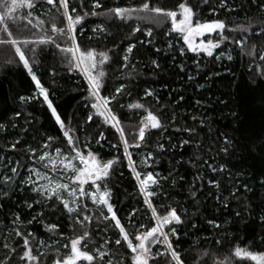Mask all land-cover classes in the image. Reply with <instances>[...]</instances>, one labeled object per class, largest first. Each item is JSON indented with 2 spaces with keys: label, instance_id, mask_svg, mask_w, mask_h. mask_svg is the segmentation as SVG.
<instances>
[{
  "label": "trees",
  "instance_id": "16d2710c",
  "mask_svg": "<svg viewBox=\"0 0 264 264\" xmlns=\"http://www.w3.org/2000/svg\"><path fill=\"white\" fill-rule=\"evenodd\" d=\"M66 2L73 19L77 15L83 18L73 31L81 49L105 52L109 57L103 66L107 88L116 94V87L125 86L122 95L116 94L120 103L114 109L120 117L125 138L135 144L134 137L139 135L140 121L147 111L157 115L163 125L160 129L150 130L151 134L147 135L141 148L132 147L130 152L138 166L141 158L151 153L154 157L150 161L151 168L138 167V170H151L167 177L161 179L158 186H152L151 190L157 195L150 199L157 215H165L174 208L181 217V223L172 226L177 228L179 243L174 247L180 253L182 264H256L250 259L236 257L235 249L264 252V220L261 219L264 216V71H261L264 69V60L261 59L264 57V37L259 35L264 31V0ZM145 2L165 11H177L179 3H186L192 8L194 23L196 20L201 23L223 21L225 28L222 31L228 40L214 49L212 57H208L203 52H187L182 37L171 31L168 19L162 24H151L93 15V12L106 13L115 7L136 8ZM97 3L100 7H96ZM26 6L12 16L0 17V124L4 125L0 128V157H4L0 160V186L5 175L11 176V166H16L19 160L26 165L25 173L27 167H35L50 176H58L60 182L71 187L70 171L55 164L53 173V164L41 162L39 156L48 151L54 159L55 148L60 147L62 158L67 157L77 167L79 161L72 160L74 154L68 149L66 140L48 149L43 147L47 135L62 134L46 105L19 101V95H31L34 85L22 68L7 65L5 61L10 55L14 56V50L17 53L18 50L30 52L36 45L43 48L38 77L53 93L50 99L58 107V112L64 114L62 118L68 122L71 116L73 129L83 126L82 112L87 115L80 103L82 96L86 95L87 85L82 83L83 77L78 72H68L56 48V44L64 47L65 40L55 33V27L67 26L60 0H53L52 5L47 4V0H29L28 8ZM72 7L76 8L75 12L71 11ZM97 26L102 30L94 32L93 28ZM137 28L139 30L133 32ZM245 28L248 31H243ZM148 29L152 31L151 36L146 35ZM209 36L214 42L219 40L218 31ZM51 38L55 43L40 45ZM237 40L241 43H234ZM129 44L135 47L132 53H127L129 59L125 61L123 57ZM181 47L185 48L184 56L180 55ZM157 48L161 49L159 53L155 51ZM221 51L225 55L217 60ZM229 54L233 56L231 61L227 59ZM153 59L158 61L160 68L151 64ZM181 64L185 69L183 72L179 68ZM53 69H56L55 82ZM190 75L193 77L191 81L188 79ZM146 90H155V95L146 96ZM102 94L108 93L104 91ZM181 96L183 100H180ZM137 103L143 107H130ZM13 110L22 115L15 116ZM98 125L99 118L97 123L88 127L87 135L81 130V145L97 135ZM178 128L181 131H176ZM185 128L192 131H185ZM100 130L106 134L104 150L98 153L101 158L106 161L116 155L121 157V163L115 166L109 178L113 193L111 202L114 211L119 209L117 216L135 242L136 234L154 226L152 210L144 204L137 182L123 160L122 148L119 153L108 148V144L119 142V134L106 127ZM185 140L188 143H183ZM226 140L231 143L226 144ZM17 141L23 143L12 148ZM92 142L95 146L94 140ZM30 147L36 149V154L34 158L26 159L32 157ZM224 148L227 150L222 151ZM86 151L85 148V154ZM60 172H63L62 176ZM173 180H176L175 185ZM7 190V197L0 196V264L26 262L21 260L25 251L23 238H18L16 231L28 237L29 248L39 264H54L58 259L68 258L71 255L70 241L85 232L88 236L78 248L95 257L92 264H123L125 256L130 255L126 245L115 244L119 238L118 230L115 221L109 224L104 219L102 213H106V208L93 204L90 198H71L78 199L79 203L71 205L76 211L69 215L55 199L44 204L34 203L41 198L28 186ZM85 190L92 191L88 185ZM192 192H196L195 197ZM63 195L69 199L67 192ZM27 203H34L33 208L26 207ZM37 214L43 220L29 224L28 221ZM16 216L20 217L18 223H14ZM209 221L213 223L209 224ZM45 223H55L57 228L49 232ZM194 224L196 228H193ZM28 233L32 235L28 236ZM18 239L19 244L16 243ZM171 239L176 241L177 237ZM163 250V245H156L153 254ZM101 252L105 253L102 261L99 258ZM157 259L160 264L171 262L170 255ZM76 264L90 262L80 259Z\"/></svg>",
  "mask_w": 264,
  "mask_h": 264
},
{
  "label": "snow or ice",
  "instance_id": "6c2138e0",
  "mask_svg": "<svg viewBox=\"0 0 264 264\" xmlns=\"http://www.w3.org/2000/svg\"><path fill=\"white\" fill-rule=\"evenodd\" d=\"M47 4L52 5L53 0H47ZM34 7V5H33ZM60 7L64 9L63 16L67 21L66 28H56L55 33H59L61 37L65 40V46L61 47L60 44H56V48L59 50L60 59L62 63L67 66L68 72H78L82 77V83L86 84L85 89L86 95L82 96L80 103L84 105V110L87 111V115L84 116L83 112L81 114V119L83 120V126H77L73 129L71 124V116L68 117V122L62 118L63 113L58 112V107L54 106V102L50 99V96L53 93L44 86L41 81V78L38 77V70L41 67L40 56L44 54V49L36 45L31 49V51L21 50L20 53H17L14 50V56L10 55L5 63L7 65H15L17 68H22L24 73L30 79L31 84L34 85V90L30 96L19 95V101L25 104H30L31 102L43 103L46 105L47 109L50 110L51 118H54V123L59 128V133L62 135L46 136V143L43 145L45 149L50 148L53 144H62L66 140L68 149L74 155L72 160L79 161V167L72 163L67 157H64L63 160H60V163L63 164L65 171L71 170L74 175L72 176L73 184L70 187L67 183H62L59 180L55 179L54 176H50L47 172H41L35 167H27V173H25L24 168L26 165L21 161L16 162V166H11V176L5 175L3 178L2 186H0V196L7 197L10 190H15L17 186H28L30 187L33 193H36L41 199H38L34 203L44 204L48 200L55 199L60 204L63 205V209L67 211L69 215L74 213L76 209L72 207V204L79 203L78 199H71L76 197L90 198L93 204L99 205L102 208H106V213H102L104 219L111 224L112 221H115V229L118 230V236L115 240L117 246L126 245L130 255H126L124 258L123 264H160L158 257L167 258L171 256V262L174 264H182L181 256L179 251L174 247V244L179 243V237L177 228L172 225H179L181 223V217L177 214L176 209H171L166 212L165 215H157L155 208L151 202V197L157 195L156 191L151 190L152 186H158L161 179H167V177H161L159 172L148 170L142 172L138 170V167L148 169L151 168L150 161L154 160V157L151 153H146L144 157L140 160V165H136L133 158L130 148L135 147L136 149L141 148V146L146 141L147 135H150V130L160 129L163 127L157 115H154L152 111H147V114L142 117L139 127V135L134 137L135 144H130L129 141L125 138V131L122 127L120 117L118 113L114 110L115 106L120 103L117 99L116 94H121L125 90V86L115 88V93L113 94L110 89L107 88L105 83V71L103 66L109 60L107 53L99 52L95 50H82L73 31L76 25L81 23L83 19L81 16L77 15L75 19L69 14V3L66 0H60ZM96 7H100L97 3ZM179 12L177 11H165L161 7H151L149 3L145 2L140 7L136 8H126V7H115L114 9H108L106 13H95L93 15H106L112 16L113 18H119L121 20L135 19L138 22L146 21L151 24H162L165 19L171 21V31L179 34L184 44L187 46V52L192 53H201L203 52L206 56L212 57L214 55L213 50L218 49L221 45L228 40V37L223 34V29L225 28V23L220 20H214L211 22L201 23L199 20H196L193 23V11L192 8L187 6L186 3H179L178 5ZM72 12L76 11L75 7L71 8ZM179 16V18H177ZM102 30L99 26L93 28V31ZM139 29H133V32L138 31ZM219 31V40L215 41L213 39H208L205 43L201 40L199 43L195 42V37L203 36L205 33H213ZM243 31H248V29H243ZM83 32V28H81ZM146 35L151 36L152 31L148 29ZM167 35V34H166ZM260 36L264 37V31L259 33ZM68 41L71 43L69 44ZM55 43V40L51 38L45 44L40 45H49ZM151 43V41H149ZM236 44H240L241 41H234ZM133 47L132 44L125 49L126 54L124 55V60L129 59L127 53H132ZM171 48L172 45L169 44ZM119 51V49H117ZM157 53L161 49H155ZM57 55V53H54ZM180 55H185V48H180ZM225 53L221 51L219 55L216 56L217 60H220L224 57ZM227 59L231 61L233 56L229 54ZM264 60V57L261 58ZM151 64L155 65L156 68H160V64L157 60H151ZM199 68V64L196 65ZM180 71H185L184 66L179 65ZM261 71H264L262 69ZM55 72L56 69H53V82H55ZM189 81L193 79L190 75L188 77ZM131 83V81H129ZM199 87H203L200 85ZM107 91L108 94L103 95L102 92ZM146 96L155 95V90H146ZM40 97L43 98L42 102ZM180 100H183V96L180 97ZM197 104L200 103L199 100L196 101ZM80 105L78 104L77 107ZM130 107L141 108V104H133ZM15 112V110H13ZM21 112H15V116H21ZM31 115V113H29ZM74 115V113L72 114ZM97 118H99V125L97 128V135L92 136V140H86L83 145H81L79 139V133L81 130L84 131L87 135V129L91 124L97 123ZM4 125L0 124V128H3ZM13 127H16L13 124ZM106 127L108 131L115 130V133L119 134L118 143L108 144L109 150H115L117 153L120 152L121 148L123 150V160L127 162L129 171L132 173L133 179L137 182V187L139 193L143 196L144 204L147 205L149 209L152 210V219L154 221V226L147 228L145 231L140 232L135 235V242L131 238L128 231L121 224V219L117 216V209L114 211V205L111 202L112 191L109 184V178L113 175L115 171V166L121 163V157L119 155L114 156L113 158L107 159L106 161L101 158L98 154L104 150V141L106 139L105 131L100 130L101 128ZM185 131L191 132L192 129H184ZM176 131H181V129H176ZM95 146L93 145V141ZM19 143L23 141H17L12 144V148H16ZM183 143H188L187 140ZM226 144L231 143L230 140L225 141ZM163 148V144L160 145ZM174 147V146H173ZM87 149L86 154L84 149ZM226 151L227 149H221ZM29 151L32 153V157H27L26 159H32L35 157L36 149L29 148ZM55 153L57 159L62 155V150L60 147L55 148ZM4 157H0V160H3ZM41 162L49 161L53 164V173H55L56 160L52 158L48 151H45L39 156ZM67 161V162H65ZM11 165V162H9ZM47 167V164H45ZM215 170V169H213ZM211 183V181H210ZM173 184H176V180H173ZM85 185H88L92 191H86ZM77 187L79 192H77ZM67 192L69 199H65L63 193ZM192 196H196V192H192ZM34 203H27L26 207L29 209L33 208ZM58 208V206H57ZM239 214V213H238ZM109 216L111 219L109 220ZM131 218V217H130ZM88 219V217H85ZM264 220V216L261 217ZM43 217L37 214L33 216L32 220H29L28 223L31 224L33 221H42ZM20 222V217L16 216L14 218V223ZM139 223V221H137ZM212 221H209V224H212ZM45 229L49 232L54 231L57 228L55 223H45ZM143 227V225H140ZM219 227V225H216ZM170 228V231L167 230ZM193 228H196V225H193ZM32 233H28V236H31ZM16 236L18 238H23V246L25 251L21 260L32 261L35 257L32 255L31 249L29 248V239L27 236H24L21 231H16ZM88 236V233L85 232L83 236H78L70 241L71 243V255L68 258L61 260H56L54 264H76L77 260L89 261L90 264L95 260V257L92 254H89L87 251H81L78 248V245ZM176 236V241H173L171 237ZM19 239L17 244H19ZM110 242H106L108 244ZM220 243V241H217ZM156 245H163V251H156L154 253V247ZM8 247V245H5ZM235 256L241 258H247L252 261H255L256 264H264V254H256L247 250H243L239 247L235 249ZM105 257V253H100V260L102 261ZM169 262V264H171ZM111 264V262H109Z\"/></svg>",
  "mask_w": 264,
  "mask_h": 264
},
{
  "label": "rangeland",
  "instance_id": "374dc122",
  "mask_svg": "<svg viewBox=\"0 0 264 264\" xmlns=\"http://www.w3.org/2000/svg\"><path fill=\"white\" fill-rule=\"evenodd\" d=\"M23 5H27L28 6L29 5V0H0V17H3V16H12L16 12L19 13L20 10L22 9ZM177 12H179V9L177 10ZM177 18H179V16ZM213 33H215V32H213ZM213 33H210V34L209 33H205L203 36L195 37V42L196 43H199L201 40H203L206 43L208 39H211L209 35H212ZM18 53H20L19 50H18ZM63 159L64 158H62V157H60L59 159H57V157H54V160H56V164L59 165V167L60 166H63V164L60 163V160H63ZM65 162H67V161H65ZM63 170L65 171V169H63ZM68 171L71 172L70 169ZM71 174L72 175H71L70 185L72 186V184H73L72 176L74 175V173L71 172ZM62 175H63V172H60V176H62ZM55 176L56 175H54V178L55 179H57L59 181L61 180L60 178H57L58 176L57 177H55ZM243 250H246V249H243ZM247 251H250V250H247ZM250 252H253V251H250ZM253 253H256V254H264V252H253ZM24 264H39V263L36 261V259H34L32 261L26 260V262Z\"/></svg>",
  "mask_w": 264,
  "mask_h": 264
}]
</instances>
